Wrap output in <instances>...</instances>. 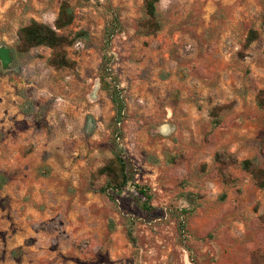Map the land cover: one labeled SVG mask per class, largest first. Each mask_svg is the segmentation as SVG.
Instances as JSON below:
<instances>
[{"label":"rangeland","instance_id":"obj_1","mask_svg":"<svg viewBox=\"0 0 264 264\" xmlns=\"http://www.w3.org/2000/svg\"><path fill=\"white\" fill-rule=\"evenodd\" d=\"M64 0H0V264H264V189L239 162L264 168V0H159L160 29L141 32L146 0H68L73 68L52 49L16 51L33 19L54 26ZM111 13L124 87V140L136 182L112 202L97 171L113 153L115 110L99 68ZM255 40L246 45L248 36ZM218 153L233 155L224 181Z\"/></svg>","mask_w":264,"mask_h":264},{"label":"trees","instance_id":"obj_2","mask_svg":"<svg viewBox=\"0 0 264 264\" xmlns=\"http://www.w3.org/2000/svg\"><path fill=\"white\" fill-rule=\"evenodd\" d=\"M158 1L146 0L147 18L141 22V32L149 34L160 29L156 11ZM74 19L75 12L72 5L68 0H64L54 21V26L33 19L29 24L20 28L16 51L25 54L34 47L48 46L52 49V54L48 59L50 66L57 69L73 68L75 62L68 57L66 47L73 44L80 37H87L88 34L86 31L81 30L74 35H70L60 33L59 30L67 28L73 23ZM123 29L119 15L111 13V19L107 22L105 38L101 48L102 61L99 68V80L101 88L107 92L115 110L111 121L112 138L110 139V149L113 156L98 169L97 173L99 176L105 177V184L100 188V191L112 202H118L120 195L125 190L134 187L141 208L151 211L155 208L151 204L154 193L148 185L136 182V163L123 144L125 137L123 126L128 117L127 104L124 97V87H122L120 77L114 68V56L111 53L112 41ZM256 36V32L252 31L248 36L246 45H250ZM259 99V104L264 107V97L261 96ZM216 160L223 180L228 182L230 180L227 172L228 166L237 164V159L233 155L218 153ZM239 164L244 170L252 174L256 185L264 189V168L258 166L252 159H244ZM9 180V174L0 170V187H3Z\"/></svg>","mask_w":264,"mask_h":264},{"label":"water","instance_id":"obj_3","mask_svg":"<svg viewBox=\"0 0 264 264\" xmlns=\"http://www.w3.org/2000/svg\"><path fill=\"white\" fill-rule=\"evenodd\" d=\"M14 61V56L12 53V48L7 45H0V62L4 70H10L14 67L12 63Z\"/></svg>","mask_w":264,"mask_h":264}]
</instances>
